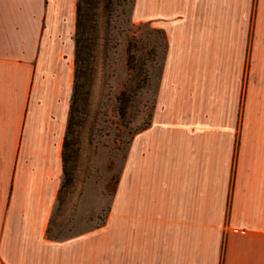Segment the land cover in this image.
<instances>
[{"label": "crops", "instance_id": "1", "mask_svg": "<svg viewBox=\"0 0 264 264\" xmlns=\"http://www.w3.org/2000/svg\"><path fill=\"white\" fill-rule=\"evenodd\" d=\"M76 0H0V264H264V0H136L166 39L101 225L50 238Z\"/></svg>", "mask_w": 264, "mask_h": 264}, {"label": "rangeland", "instance_id": "2", "mask_svg": "<svg viewBox=\"0 0 264 264\" xmlns=\"http://www.w3.org/2000/svg\"><path fill=\"white\" fill-rule=\"evenodd\" d=\"M135 1L104 0L97 9L93 79L82 106L74 178L56 199L49 222V234L58 238L104 222L130 139L151 117L165 36L155 23L134 17ZM129 52L137 56L133 69L127 65ZM122 93L128 98L125 114L118 102Z\"/></svg>", "mask_w": 264, "mask_h": 264}, {"label": "trees", "instance_id": "3", "mask_svg": "<svg viewBox=\"0 0 264 264\" xmlns=\"http://www.w3.org/2000/svg\"><path fill=\"white\" fill-rule=\"evenodd\" d=\"M102 2H104V0H76L75 2L72 94L62 143V180L58 189L57 198L59 197L63 187L70 184L74 178V168L76 165L75 161L77 160L79 150V146L77 144V136L79 133L78 127L83 121L84 114L82 106L88 100L93 79L94 68L92 65L91 51L93 48L92 40L94 38H92V35L97 30V18L95 17L97 15L99 4ZM105 4H107V2ZM165 49L166 39L164 50ZM136 57L135 53H128L127 65L128 67L130 66L129 68L133 69L135 67L137 62ZM118 102L121 105L120 110L122 111V114H125L128 106V98L126 96L124 97V93L120 95ZM148 124L149 122L141 129L145 128ZM46 232L50 238L58 239V237H56L57 235L49 234V224Z\"/></svg>", "mask_w": 264, "mask_h": 264}]
</instances>
